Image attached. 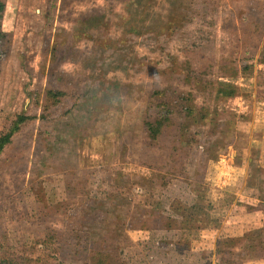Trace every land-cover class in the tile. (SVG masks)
<instances>
[{
	"label": "rangeland",
	"instance_id": "rangeland-1",
	"mask_svg": "<svg viewBox=\"0 0 264 264\" xmlns=\"http://www.w3.org/2000/svg\"><path fill=\"white\" fill-rule=\"evenodd\" d=\"M0 1V131L16 114L52 113L1 157L0 259L264 264L242 255L264 236V0ZM185 57L199 74L211 63L209 87L182 83ZM170 85L212 117L178 118L193 143L166 134L153 150L142 120L151 92ZM49 90L66 94L64 110ZM83 232L90 251L71 259Z\"/></svg>",
	"mask_w": 264,
	"mask_h": 264
},
{
	"label": "trees",
	"instance_id": "trees-1",
	"mask_svg": "<svg viewBox=\"0 0 264 264\" xmlns=\"http://www.w3.org/2000/svg\"><path fill=\"white\" fill-rule=\"evenodd\" d=\"M182 12L184 14V18L187 20L189 18V14L184 11ZM4 14L5 5L2 1H0V62L5 60L10 54V46H8L9 34L3 29ZM181 17V14L178 12L173 16V21L180 19ZM47 19L50 23L54 20L53 17H48ZM179 28L180 26L178 24H174L171 21L172 34L177 33ZM1 43L5 44L6 47L3 48ZM210 65L211 63H207L206 65L198 67L201 69V73L199 74L197 71L193 69L190 70L188 68L192 66V63L189 58L185 57L182 62V83L186 86L192 87H209L210 81L206 76L210 73ZM221 88V94L224 95L223 97L235 94L234 87L232 88L233 92H229V88L224 85ZM65 96L66 94L59 90H49L46 92V99L51 101L54 107L62 108L63 110L65 108V103L62 99ZM35 97H37V95ZM197 106L193 104L192 93L185 94L175 86L170 85L162 89H154L149 96L145 115L142 120V132L144 134L143 144H145L147 148L160 150L165 147V144H162L163 142H161V139H163L166 134H170L174 138L173 142L179 144L187 143L188 145H191L193 142L187 135L188 128L186 127V124L182 122L178 123L177 119L182 118V121L192 120L193 122L195 121L198 123L211 119L212 115L208 109ZM71 111L72 109H68L66 113ZM51 116L52 113L50 112L43 114L41 117L36 114H28L27 112L16 114L15 117L9 121L8 126L0 131V160L5 151L12 147L15 138L24 131V128L38 120H43L46 124L48 122L52 123ZM171 149L175 150L177 148L176 146H173L170 148V151ZM181 164L182 162H180L178 166L180 167ZM247 186L249 188L253 187L256 189L251 182H247ZM263 190L264 189H261V191ZM260 193L261 192L258 191L257 195ZM260 197V201L264 203V196L260 195ZM252 209L253 208H251V210ZM82 236H85L84 232L76 234L73 239L76 242L72 245V249L67 250V254L71 259L81 261L86 257V253L90 251L89 248L87 250L88 245H84L87 244V239ZM53 237L54 236L50 234L49 243L53 241ZM257 240H260L258 244L256 243ZM246 241L247 242L243 246V256L252 259L264 258V236L261 234H255L246 239ZM97 244H99V242ZM22 261L25 262L24 257L18 254L13 255L9 253L6 254L3 259H0V264H22Z\"/></svg>",
	"mask_w": 264,
	"mask_h": 264
}]
</instances>
